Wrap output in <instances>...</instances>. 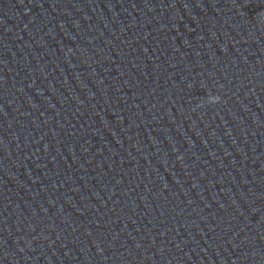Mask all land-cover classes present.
<instances>
[{
	"label": "clouds",
	"instance_id": "obj_1",
	"mask_svg": "<svg viewBox=\"0 0 264 264\" xmlns=\"http://www.w3.org/2000/svg\"><path fill=\"white\" fill-rule=\"evenodd\" d=\"M260 16L262 19H264V13H261ZM211 101L212 103H218L220 101V96H211Z\"/></svg>",
	"mask_w": 264,
	"mask_h": 264
}]
</instances>
